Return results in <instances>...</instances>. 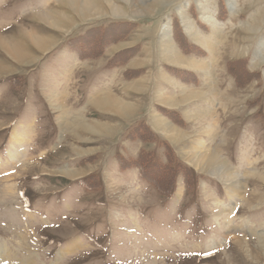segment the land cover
I'll use <instances>...</instances> for the list:
<instances>
[{"label":"rangeland","instance_id":"374dc122","mask_svg":"<svg viewBox=\"0 0 264 264\" xmlns=\"http://www.w3.org/2000/svg\"><path fill=\"white\" fill-rule=\"evenodd\" d=\"M91 4L83 16L68 0H0V264H264V0ZM164 26L209 75L164 60ZM183 89L210 95L182 102ZM106 94L125 113L92 103ZM158 118L186 137L163 135ZM15 131L30 135L12 163ZM196 139L232 179L184 156Z\"/></svg>","mask_w":264,"mask_h":264},{"label":"bare ground","instance_id":"6f19581e","mask_svg":"<svg viewBox=\"0 0 264 264\" xmlns=\"http://www.w3.org/2000/svg\"><path fill=\"white\" fill-rule=\"evenodd\" d=\"M69 2H72L76 5L77 9L80 10L81 14L84 16V14L88 13V12H94V9L92 7L91 4V0H68ZM185 6H187V3L185 4ZM205 10V9H204ZM91 16V15H90ZM182 17H184L183 13L181 14ZM46 18V17H45ZM204 20L210 25V27L214 30V37L216 38H220L221 37V26H219L216 21L213 19V17L209 14H204L203 15ZM167 26V25H166ZM161 27V33L162 37H161V43H165L166 45H171V39L169 38V35L167 33H169V29L168 27ZM164 30V31H163ZM186 32L188 34V36L190 38H192L193 40H195L196 42H198L202 47H205L208 51H211V53H213V44L210 43L209 40L205 39V37H200L201 35L199 33L193 32L192 27H186ZM32 40L34 41V44L36 46H38L39 48H44L45 46H47V41L45 39H40L37 37H32ZM10 50L11 55L16 58V59H21L24 54L18 50L17 48L14 47H8ZM168 51L164 52L162 57L164 58V60H166L167 62L170 63H175L178 65H182L185 66L186 68H190V69H197L201 72H203L204 75H209V66L206 65L205 63H197L193 60H186L183 59L175 50V48L173 46L168 47ZM209 87L208 85L206 86V88ZM211 87V86H210ZM209 87V88H210ZM211 89V88H210ZM205 91H207L205 89ZM205 91H191L190 89H183L182 93H181V97H180V101L182 102H186L189 100H194V99H200V98H206L207 92ZM212 92V91H210ZM210 95V93H209ZM207 95V96H209ZM212 97V96H211ZM176 98H171V97H164L163 100L166 101V103L175 106L179 103H175ZM216 99V98H215ZM52 100H53V105L57 106V109H59L61 106L59 105V101H60V97L55 94L54 96H52ZM206 100V99H205ZM92 103H94V105L97 106H106V107H112L114 110L120 111V112H124L125 110L128 109V106L117 100V98L109 96L108 94L103 95L101 97H96L95 99H92ZM62 116H65V114H63ZM200 119L206 120V118L208 117L209 119L211 118L210 122L207 123V125L204 127V134L205 135H212L215 132V117H213L212 112H210V110H206L204 113L200 114ZM61 120L64 122L63 124H68L70 123L68 120H65L64 117H61ZM72 120V119H71ZM76 123L75 125L77 126L78 123H80L79 120L75 119ZM78 121V122H77ZM166 120H161V119H156L154 120V124L155 127L166 137H168L169 139H172L174 141H180L182 139H184L186 136L185 134H182L181 132H179L178 130L175 129V127H172L170 124L165 122ZM74 123L71 122V125H73ZM69 125V124H68ZM68 127V126H67ZM29 131H24V132H14L12 134V140L13 143L11 145V150L8 153V157L10 159V161L12 163H15V161L18 159V156L20 155V152H18L15 147H14V143L17 144H22V141L28 139L29 137ZM205 142L201 141L200 139H196L192 145H190V148L187 150V152H184V156L191 159L192 162L195 165H198L199 162H204L203 160L210 162L215 170L220 173L223 177H228L229 179H232V174H231V169L227 170V168H225V163L223 162L222 159H220L215 153L213 152H208L207 149L205 148ZM22 154V153H21ZM230 182V181H229ZM230 185L232 186L231 189L229 190V198L230 200H234L236 201L238 198V194H237V190H238V183H234ZM241 186V185H240ZM180 193V191H179ZM240 193V192H239ZM235 194V195H234ZM221 209L218 210L217 212V217L220 216H224V218H230V214L232 213V209L229 210L225 207H220ZM229 220V219H228ZM229 222V221H228ZM137 230V228H136ZM135 230V232H136ZM81 242L75 241L71 244V246L68 247V250H72L77 248L78 246H80ZM1 249H3V247H0V252Z\"/></svg>","mask_w":264,"mask_h":264},{"label":"crops","instance_id":"0c3cea01","mask_svg":"<svg viewBox=\"0 0 264 264\" xmlns=\"http://www.w3.org/2000/svg\"><path fill=\"white\" fill-rule=\"evenodd\" d=\"M162 34L163 33H161L160 34V36L162 37ZM168 35H169V38H170V31H169V33H167ZM160 37V38H161ZM171 41V40H170ZM34 43V42H33ZM161 45H162V49H161V51H168L169 49H168V47H170V46H173V44L171 43V45L169 46V45H166L165 43H161ZM38 47V46H37ZM174 47V46H173ZM218 100H219V98H218ZM220 101V104H221V99L219 100ZM223 103V102H222Z\"/></svg>","mask_w":264,"mask_h":264}]
</instances>
